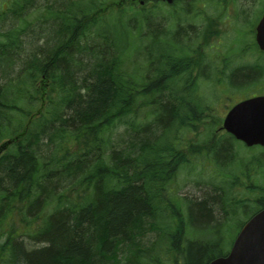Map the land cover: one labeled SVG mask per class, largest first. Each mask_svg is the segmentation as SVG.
<instances>
[{
    "label": "trees",
    "instance_id": "trees-1",
    "mask_svg": "<svg viewBox=\"0 0 264 264\" xmlns=\"http://www.w3.org/2000/svg\"><path fill=\"white\" fill-rule=\"evenodd\" d=\"M115 2L105 9L97 0H15L0 15V143L17 136L0 155V228L7 220L11 226L0 230L1 239L7 235L0 264H208L225 253L219 237L186 238L193 221L220 234L227 216L221 191L213 200H191L189 218L166 198L179 160L172 157L178 148L173 141L161 149L160 141L148 139L150 133L140 136L144 123L123 149L105 135L126 123L141 95L155 97L145 132L153 125L171 131L176 122L200 121L184 118L183 112H196L186 88L184 98L168 89L178 67L157 63L158 77L143 84L126 78L117 47L126 48L122 41L136 27L126 24L124 3ZM153 3L156 8L160 2ZM40 4L49 15L35 24L49 26L47 35L28 20ZM114 6L118 19L109 24L103 13ZM142 11H130V20L147 10ZM96 33L102 42L92 38ZM252 73L240 70L235 79L253 78ZM241 203L231 206L237 218ZM16 218L28 226L38 223L33 240L39 244L27 249L11 238Z\"/></svg>",
    "mask_w": 264,
    "mask_h": 264
},
{
    "label": "rangeland",
    "instance_id": "rangeland-1",
    "mask_svg": "<svg viewBox=\"0 0 264 264\" xmlns=\"http://www.w3.org/2000/svg\"><path fill=\"white\" fill-rule=\"evenodd\" d=\"M15 0H0V13L7 12L8 6H10V3L13 4ZM42 2H45V0H41ZM116 0H97V4L99 2H103V6H105L107 3H112ZM245 1V0H239L238 3ZM257 1V0H254ZM87 1H85L86 3ZM139 2L133 3L134 5H122L123 8H125L128 12L126 17V24H128L130 21L132 25H135V31L127 32L130 35V38H128L129 43L126 44V48L117 47L119 52L121 53V60L123 65V73L126 75V78H132L134 81L137 82V84H143L144 82L155 79L158 77L156 71H155V65L157 63H160L163 59H161L157 54L159 53V45L158 42H162L163 45H166L167 41H171L173 39L181 38V35L188 31V26L186 22L179 21V26L175 28V21L172 18V15L170 14L171 11L174 10L175 7L180 6V1H177L175 5L172 7L167 6L164 3H161V8H156L154 10L152 2L147 3L146 6H143L142 9H146L145 17H142L141 14H138L136 17L131 18L130 20V11H135L136 8H139ZM131 4V3H130ZM251 5H248L250 7ZM39 9L32 10L33 12L28 17L29 21H32V26H34L35 22L39 21L40 19H46L49 15V13L46 11V7L44 4H40L38 6ZM116 9H110L105 14V21H109V24L113 22L111 18L112 15H115ZM129 13V14H128ZM214 16V15H212ZM43 17V18H40ZM176 17V16H175ZM50 21V18H48ZM51 22V21H50ZM178 22V18H177ZM2 23V21H1ZM228 23V21H227ZM226 23V24H227ZM10 24V19H7L5 21V25ZM1 26V24H0ZM41 26V28H40ZM229 26L231 27L232 24L230 23ZM242 26V25H240ZM39 27L37 30L43 33L44 35L48 34L49 26L43 27L42 25H37L36 28ZM129 30V29H128ZM133 30V29H132ZM155 30V36H153ZM191 31L192 28H190ZM221 31V30H220ZM161 32V33H159ZM196 33V31L194 32ZM197 34V33H196ZM196 34L194 36H196ZM219 35V40H221L223 43H228L229 38L223 37ZM231 37H241V33H235L231 32ZM226 35V34H225ZM223 37V38H221ZM93 39L100 40V42L103 41V38L100 34H95L92 37ZM93 39H89L94 42ZM198 39H202L201 37L195 39L197 41ZM123 40V36H122ZM217 40L212 41V43L216 42ZM125 43V40L122 41ZM202 40L196 42V44H201ZM163 54H167L166 51H163ZM261 60H260V59ZM152 60H154L152 62ZM251 62H256L257 68L253 70L252 73V79L250 80V84H243L244 87L239 90H230V86L227 84L222 86L219 83L218 80L223 79V68L225 66H229V64L224 59L216 60L211 62L210 65L204 67V69L200 68V73L202 74L200 76V88L198 90L199 95L201 98H204V101L196 100L195 98H191V105L195 108L196 112L191 113L195 118H200L201 122H196V126L188 125L184 123L183 121L181 123H175L173 128H171V131H166L164 129L159 128L157 130V126L153 125L151 129L147 132H145L147 127L145 125L151 124L152 118L149 117V114L151 113L152 107L154 105L149 104L150 101L155 97H151V95H141L138 96L137 104L135 109L133 110L132 114L126 117V123L122 124L118 127V129L112 131L107 130L106 136L111 135L113 143L120 148H124L125 146H130L132 142V138L136 136L135 129L137 125H142L144 123V129L140 130L144 133H140V136H146L147 133H150L148 136V139H157L156 141H160L161 149L165 148L168 144H170L171 141L175 145H179L183 149H188L191 144L198 143L202 144V149L198 146H192V151H179L176 153L175 158L178 159H187V163L181 165L177 172L176 179L174 181H169L168 185H166L165 189V195L167 200H169V204H178L177 201H183L179 198H188L193 201L199 200L204 198L205 196H208L209 198H212L216 194H219L217 190H222L223 192H226L225 194H219L221 195V198L223 200V205H225V212H228L230 206H231V200H237V199H243L248 204V210L247 212L254 206V199L257 196L261 195V191L258 190V194L255 195L254 193H251L248 191L247 187L250 184V179L247 178L244 173L241 171L243 168L252 171L250 168V163H253V159L259 158V155H256L255 152H251V150H247L245 146L241 145L240 143H237V146L242 151H246L244 153L240 152L238 148H236L235 144L233 145V154L229 153L226 157L222 158V161L227 162H233L235 166H237L238 171L235 172L233 167L228 165L224 171H221L220 168L216 164H211L209 161V157L207 155V143L211 141L212 137L211 134L213 133L210 126L208 125L209 120L206 118V109L208 106H213L216 108V103L225 101V98H234V96H238L240 94H251L254 91L258 89H262L264 87V79L263 81H258L260 78H264V54L259 53L253 54V55H243L238 60L234 61L233 66H241L245 64H249ZM259 64H263L262 67H258ZM159 66V65H158ZM246 70V69H245ZM248 70V69H247ZM183 72H179L174 79L169 80V90H171V94L174 96V98H184L183 97V91L181 86ZM207 76H211L213 79L208 80ZM204 78V79H203ZM220 78V79H219ZM264 90V89H263ZM256 94H259V92H256ZM156 93L154 94V96ZM150 98V99H149ZM216 112H219L216 108ZM138 131V132H140ZM137 132V133H138ZM153 132V133H152ZM157 135L155 138L154 136ZM139 139V138H137ZM262 160V159H261ZM257 167L259 168V164H257ZM255 173V172H254ZM217 178H214V177ZM263 174H259L257 172V175L254 174V178L258 182L260 186H264V178ZM228 178L229 183L226 187H223L224 180ZM210 184V185H207ZM219 188V189H217ZM61 190V189H60ZM181 196H180V195ZM178 198V199H177ZM174 199V201H173ZM160 199L158 200V202ZM157 202V204H158ZM163 206V204H162ZM164 208H167V204H164ZM162 207V208H163ZM184 207V206H183ZM247 215L245 213L239 214V217L237 218L235 216V219H245ZM8 220L6 221V223ZM230 222L229 218H224L221 224V230H224L223 238V248L225 251L231 246L232 240L234 239L237 228L231 231H227L225 227H222V225L226 226ZM4 223V226L0 228L1 231L8 230L9 226ZM192 223V222H191ZM16 228L20 230V232H25L26 227L24 222L21 221L20 218H16L15 221ZM192 226L200 231L201 233H205L206 237L209 238V240L212 239V236L209 228L210 226H204L200 225L198 222L192 223ZM34 228L33 225H31L30 229ZM230 230V229H229ZM227 231V232H226ZM196 231H190L191 234H193ZM201 233H195L193 234V237L201 236ZM0 232V237H1ZM7 235H4L2 239H0V260H3L2 252H1V246L4 238H6ZM216 235L214 236V238ZM26 240V247L31 248L32 244L35 245L36 243L33 240H30L29 238H25ZM37 245V244H36ZM172 261L166 262V264H172Z\"/></svg>",
    "mask_w": 264,
    "mask_h": 264
},
{
    "label": "flooded vegetation",
    "instance_id": "flooded-vegetation-1",
    "mask_svg": "<svg viewBox=\"0 0 264 264\" xmlns=\"http://www.w3.org/2000/svg\"><path fill=\"white\" fill-rule=\"evenodd\" d=\"M177 1H180V6L174 8V15L180 20L182 16L186 18L188 21L187 26L193 30V36L188 42H181L175 38L170 41V47L179 52L186 51L189 54H194V51L197 49L196 42L198 41H195V39L201 37L202 47L199 49L203 54L201 68L204 69V67L210 65V61H223L225 59L229 66L226 69H224L225 67L223 68L225 73L220 82L227 84V81H229L227 85L231 86V89L239 91L243 85L239 80L235 79V74L240 70L243 72L245 69H252L257 64L256 62H251L249 64L234 67V61L238 60L244 54H264V52H261L259 49L256 40L257 24L264 13V0H245L240 3H238L239 0H174L173 5H175ZM248 5L251 6L248 7ZM230 23L232 24L231 27L229 26ZM220 30L223 33V37L229 38L228 43H223L219 40L218 37L221 35ZM195 31L197 34L194 33ZM231 32L241 33V37L237 36L232 38ZM195 34L196 36H194ZM214 40L217 41L212 43ZM159 47L164 48L162 42H159ZM196 62L198 63V61ZM207 79L210 80L211 76H207ZM246 99L249 98H225V101L222 103H217V110H219V112H216V109L213 108L211 109L212 113H205L211 118L208 120H211L209 126L214 136H234L233 133L228 132L223 125L231 108ZM240 143L245 145L242 141H240ZM233 148L230 141L224 142L221 147L216 148L215 153H210V162H215V159L218 163H223L222 158L226 157L229 153L233 154ZM249 150L255 152L256 155L260 157L253 159V163H250L253 172L243 170V168L241 171L251 181L247 187L248 191L258 194V186L260 185L254 178V174L257 175L258 172L264 176V145L257 144L249 147ZM222 151L225 152L222 153ZM257 164H259V168ZM263 200L264 194L257 196L254 199V203L256 206L264 208ZM167 261H172V264H185L184 260H159V264H166Z\"/></svg>",
    "mask_w": 264,
    "mask_h": 264
},
{
    "label": "water",
    "instance_id": "water-1",
    "mask_svg": "<svg viewBox=\"0 0 264 264\" xmlns=\"http://www.w3.org/2000/svg\"><path fill=\"white\" fill-rule=\"evenodd\" d=\"M257 39L264 50V15L257 27ZM226 126L249 145L264 144V96L253 97L236 105L228 115ZM209 264H264V209L245 224L229 254Z\"/></svg>",
    "mask_w": 264,
    "mask_h": 264
},
{
    "label": "bare ground",
    "instance_id": "bare-ground-1",
    "mask_svg": "<svg viewBox=\"0 0 264 264\" xmlns=\"http://www.w3.org/2000/svg\"><path fill=\"white\" fill-rule=\"evenodd\" d=\"M11 7V3H10V6H8V11L7 12H3L4 14H7V13H9V8ZM0 15H3L2 13H0ZM2 21V20H1ZM0 21V22H1ZM38 24H34V26H37ZM159 33H161V32H159ZM154 35H156L155 34V30H154ZM192 36H193V31H191L190 30V27H188V31L187 32H185V33H183L182 35H181V38H178V40L179 41H181V42H188V41H190L191 40V38H192ZM168 45L170 44L168 41L166 42ZM202 47V45H199V44H197L196 45V48L198 49H196L197 51H199V49ZM167 62H168V64H169V66H171V67H178V69H180L182 72H183V74H184V76L185 77H187V78H189V80L190 81H192V82H194V86H195V89H197V90H199V88H200V82H201V80L198 78V77H196V78H194V74H195V72L200 68V66H198L196 63H194V62H188V61H184V60H179V61H175V60H171V59H169V60H167ZM255 69V67H253L252 69L251 68H249L248 70H245V71H253ZM204 79V78H203ZM249 79H252V78H249ZM248 78L247 79H245V80H243V81H240L241 82V84L243 85V84H247V85H249L250 84V80H249ZM242 87H244V85L242 86ZM242 96H245V94H241ZM52 151L53 149L52 148H48V151ZM10 185H11V187H14V188H20V186H17V185H15L14 183H10ZM59 184H57V183H52V187H54L55 189L57 188V189H61L59 186H58ZM21 219V218H20ZM23 222V221H22ZM25 224V223H24ZM38 224V223H37ZM37 224H31V225H33L34 226V228H32V229H30V227H31V225H26L25 224V227H26V230H25V232H20V230L18 229V228H16V226L17 225H15L14 226V229H15V231H14V233L10 236L12 239H14V240H20V241H22L23 242V244H24V246L26 247V240L23 238V237H25V238H29L30 240H33L34 238H33V231L36 229V227H37ZM34 241V240H33ZM36 244H39V243H36ZM27 249H31V248H27ZM12 255H13V244L12 245H10V259L9 260H13V257H12Z\"/></svg>",
    "mask_w": 264,
    "mask_h": 264
}]
</instances>
